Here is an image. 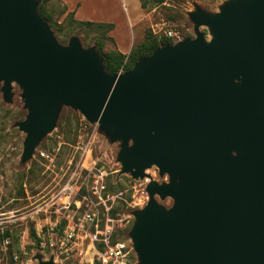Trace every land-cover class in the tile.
Instances as JSON below:
<instances>
[{
	"label": "water",
	"instance_id": "95a60500",
	"mask_svg": "<svg viewBox=\"0 0 264 264\" xmlns=\"http://www.w3.org/2000/svg\"><path fill=\"white\" fill-rule=\"evenodd\" d=\"M38 4L0 0V91L10 102L15 82L27 110L22 162L70 106L119 142L120 173L150 179L129 231L137 264H264V0L197 6L194 37L115 75L95 46L61 43Z\"/></svg>",
	"mask_w": 264,
	"mask_h": 264
},
{
	"label": "rangeland",
	"instance_id": "374dc122",
	"mask_svg": "<svg viewBox=\"0 0 264 264\" xmlns=\"http://www.w3.org/2000/svg\"><path fill=\"white\" fill-rule=\"evenodd\" d=\"M226 0H166L161 5L142 9L143 21L138 30L142 37L155 34L154 30L170 27L182 36L194 37L193 23L188 16L196 7L217 12ZM81 8V0H69ZM85 6L97 8L121 20L120 30L128 34V17L135 19L140 0H82ZM40 3V2H39ZM64 0H50L46 9L71 36H77L84 47L93 45L99 32L86 27L68 25V12ZM75 18V17H74ZM81 19V10L79 12ZM52 29V28H51ZM53 30V29H52ZM207 37V28L201 27ZM55 36V30H53ZM57 37V36H56ZM158 39L164 38L157 37ZM139 38L136 44L143 41ZM61 42L63 44L67 43ZM106 50L115 49L111 40L105 41ZM20 89L12 83V100L4 101L0 91V264H38L37 254L47 260L51 255L38 248V236L56 224L81 221L78 238L57 264H100L97 251L105 245L92 241L96 230L107 232L109 244L130 242L129 231L134 217L132 212L143 207L147 200L148 177L134 179L129 173H120L117 161L119 142H113L90 124L78 110L63 105L55 127L48 131L35 147L32 156L22 162L23 141L26 133L15 125L23 120L27 110L20 97ZM151 179L161 183L167 175L160 176L153 166L145 170ZM95 175L101 177L102 188L95 193ZM157 200L166 207L171 198ZM90 213L92 219H87ZM34 229L37 240L30 236ZM9 236H4L5 232ZM101 238L102 234H98ZM132 260L137 264L136 254Z\"/></svg>",
	"mask_w": 264,
	"mask_h": 264
},
{
	"label": "trees",
	"instance_id": "16d2710c",
	"mask_svg": "<svg viewBox=\"0 0 264 264\" xmlns=\"http://www.w3.org/2000/svg\"><path fill=\"white\" fill-rule=\"evenodd\" d=\"M38 1L40 3L38 4L37 10L41 17H43L48 22L50 27L55 30L57 39L60 42H66L69 33L63 26H61V24L58 23L56 19H53L51 13L46 9V5L50 0ZM165 1L166 0H140V5L143 9H150L161 5ZM65 10H67V8H65ZM66 18L69 20V26L77 24L78 26L86 27L99 32L93 40V45L95 46L99 56L103 58L105 69L113 75L118 74L121 67L124 71L130 69L134 63L148 56L157 47L175 43L171 38L164 37L162 39H158L155 34L148 33L144 36L143 41L136 44L128 54L120 52L116 47L115 49L106 50L104 48L105 41L111 40L113 42V38L108 35L109 31L113 28V23L77 20L74 18V11H68L66 13ZM9 235V232L6 231L4 236ZM30 236L33 240H37L34 229L30 230Z\"/></svg>",
	"mask_w": 264,
	"mask_h": 264
},
{
	"label": "built area",
	"instance_id": "2783aa9c",
	"mask_svg": "<svg viewBox=\"0 0 264 264\" xmlns=\"http://www.w3.org/2000/svg\"><path fill=\"white\" fill-rule=\"evenodd\" d=\"M154 33L159 38L164 36L173 39L174 42L184 38L179 31L170 27H163L159 30H154ZM122 72H124V70L121 67L118 73ZM100 180L101 177L95 175V193L99 191V187H103ZM86 217L87 219H92L90 213H87ZM78 230H81V221L74 222L73 219H68L66 224L59 227L56 224L51 225L47 229L46 234L38 236V248L42 252L48 251L51 255L50 257H52L56 263L60 256L71 250L75 243V239L79 237L77 235ZM99 233L103 235L102 238L98 235ZM94 240L100 241L105 245L103 250L97 251L100 264H135L132 260V254L135 252L131 240L130 242L116 241L109 244L107 232L101 233L99 230H96V233L93 234L92 241Z\"/></svg>",
	"mask_w": 264,
	"mask_h": 264
},
{
	"label": "crops",
	"instance_id": "0c3cea01",
	"mask_svg": "<svg viewBox=\"0 0 264 264\" xmlns=\"http://www.w3.org/2000/svg\"><path fill=\"white\" fill-rule=\"evenodd\" d=\"M68 11H74V17L77 20L82 21H96V22H107V23H113V28L109 31L108 35L113 38V42L115 44V47L117 50L124 54H128L130 50L136 45V42L139 38L142 37L141 32L138 30V27L140 23L143 21L142 13V7L140 5L139 12H136L135 19L130 21V17H128V30L127 33H123V30H120L119 27H121L122 23L121 20L113 17L114 15H111L107 12L101 13L99 9L97 8H91L85 6V3L83 4L81 0V8L74 7L73 3H70L69 0H64ZM81 10V19L79 18V12Z\"/></svg>",
	"mask_w": 264,
	"mask_h": 264
}]
</instances>
